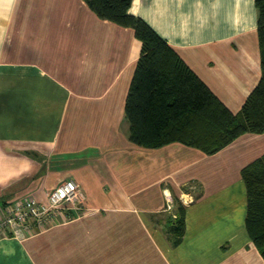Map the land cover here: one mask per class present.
Masks as SVG:
<instances>
[{
  "label": "crops",
  "instance_id": "0c3cea01",
  "mask_svg": "<svg viewBox=\"0 0 264 264\" xmlns=\"http://www.w3.org/2000/svg\"><path fill=\"white\" fill-rule=\"evenodd\" d=\"M130 12L242 109L262 75L255 0H134ZM141 48L133 28L84 0H0V208L46 202L67 180L83 203L36 236L0 239V264H264L242 176L264 155V133L213 155L131 143L125 106ZM179 203L186 231L174 246Z\"/></svg>",
  "mask_w": 264,
  "mask_h": 264
},
{
  "label": "trees",
  "instance_id": "16d2710c",
  "mask_svg": "<svg viewBox=\"0 0 264 264\" xmlns=\"http://www.w3.org/2000/svg\"><path fill=\"white\" fill-rule=\"evenodd\" d=\"M84 1L100 19L133 28L142 44L125 106L131 143L156 149L179 142L213 155L244 134L264 133V0H255L262 75L237 114L148 23L130 12L134 0ZM242 176L248 197L246 228L264 259V155L247 165ZM177 210L168 230L174 246L182 243L186 231V208L179 203Z\"/></svg>",
  "mask_w": 264,
  "mask_h": 264
},
{
  "label": "built area",
  "instance_id": "2783aa9c",
  "mask_svg": "<svg viewBox=\"0 0 264 264\" xmlns=\"http://www.w3.org/2000/svg\"><path fill=\"white\" fill-rule=\"evenodd\" d=\"M80 189L75 180H67L48 194L47 202L22 196L0 208V239H27L36 236L69 218L65 210L82 212ZM173 207L169 205L171 210ZM176 217V216H175Z\"/></svg>",
  "mask_w": 264,
  "mask_h": 264
},
{
  "label": "rangeland",
  "instance_id": "374dc122",
  "mask_svg": "<svg viewBox=\"0 0 264 264\" xmlns=\"http://www.w3.org/2000/svg\"><path fill=\"white\" fill-rule=\"evenodd\" d=\"M47 202V201H46ZM81 213V212H80Z\"/></svg>",
  "mask_w": 264,
  "mask_h": 264
}]
</instances>
